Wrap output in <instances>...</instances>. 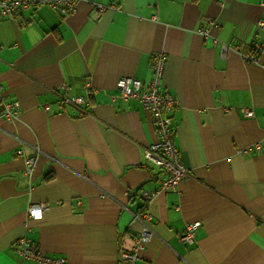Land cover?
Returning a JSON list of instances; mask_svg holds the SVG:
<instances>
[{
  "label": "crops",
  "instance_id": "crops-1",
  "mask_svg": "<svg viewBox=\"0 0 264 264\" xmlns=\"http://www.w3.org/2000/svg\"><path fill=\"white\" fill-rule=\"evenodd\" d=\"M260 21L264 0H80L69 15L40 6L0 16V264H40L23 258L22 238L69 264L120 263L142 229V191L163 173L145 158L158 139L150 112L116 83L147 82L158 53L187 176L147 206L155 234L139 263L264 264ZM63 85L88 98L83 112L58 108ZM25 144L42 151L31 173L17 154ZM31 204L48 207L35 218Z\"/></svg>",
  "mask_w": 264,
  "mask_h": 264
},
{
  "label": "built area",
  "instance_id": "built-area-1",
  "mask_svg": "<svg viewBox=\"0 0 264 264\" xmlns=\"http://www.w3.org/2000/svg\"><path fill=\"white\" fill-rule=\"evenodd\" d=\"M80 0H0V16H12L16 12L47 6L61 15H69L73 13ZM95 8L98 12H105L110 6L95 3ZM214 24V21H211ZM259 25L264 28V21H260ZM205 36L209 37L210 32L207 29H199ZM217 39L214 38V42ZM261 46L259 45L258 48ZM164 53H158L154 56V62L151 66V77L147 82L134 77L124 76L117 81V90L124 97L138 98L144 107L150 112L154 121L157 133V141L145 150V158L148 162L158 166L163 173L162 179L158 188L148 191H142L143 205L141 211L136 215V218L142 223V229L134 238L133 245L123 250L121 253V261L119 264H140L139 251L145 247L150 237L155 234L152 226V214L148 211L147 206L151 203L154 196L159 192H170L177 190L179 184L187 176V169L181 161L180 151L175 141V127L173 119L170 115L172 109L177 105V100L169 93L160 92V82L166 61ZM248 59L256 61V56L248 55ZM88 93H91L90 84H86ZM62 92L58 93L57 105L60 110L66 108L67 105H74L80 108L83 112V107L89 104V100L84 95H69L71 89L68 85L61 87ZM44 109L51 108L50 103L43 105ZM248 116L253 115L250 109H244ZM19 112V103L11 102L5 104L2 114L9 118L14 117ZM17 154L24 157L27 167V172L31 173L38 157L42 154L41 149L37 145L25 144L17 150ZM45 204H31L29 206V215L35 218H40L43 215ZM200 221L188 223L185 233L182 236L184 241H189L194 237L195 230L200 226ZM19 251L24 259H34L40 264H69L63 257L49 256L41 252L38 247L27 238L19 240Z\"/></svg>",
  "mask_w": 264,
  "mask_h": 264
}]
</instances>
